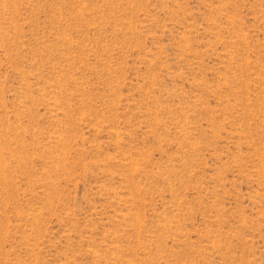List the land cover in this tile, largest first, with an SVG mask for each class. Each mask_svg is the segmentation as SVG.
Wrapping results in <instances>:
<instances>
[{"label": "rangeland", "instance_id": "obj_1", "mask_svg": "<svg viewBox=\"0 0 264 264\" xmlns=\"http://www.w3.org/2000/svg\"><path fill=\"white\" fill-rule=\"evenodd\" d=\"M0 264H264V0H0Z\"/></svg>", "mask_w": 264, "mask_h": 264}]
</instances>
